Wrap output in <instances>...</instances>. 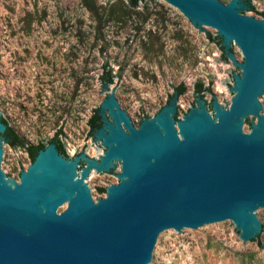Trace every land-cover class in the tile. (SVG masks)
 I'll use <instances>...</instances> for the list:
<instances>
[{"label":"water","instance_id":"obj_1","mask_svg":"<svg viewBox=\"0 0 264 264\" xmlns=\"http://www.w3.org/2000/svg\"><path fill=\"white\" fill-rule=\"evenodd\" d=\"M142 1L124 0L132 8ZM164 1L204 31L207 42L198 53L213 42L220 54L212 64L226 58L238 69H225L228 78L219 80L232 94L229 103L222 98L220 105L209 90L211 81L202 87L199 76L189 80L192 101L182 112L176 105L178 93L185 92L182 81L166 82L172 92L165 90L164 104L158 101L151 116L138 106L142 116L134 111V122L113 94L123 68L110 73L102 42L97 93L105 92L89 109L93 114L85 119L83 138L89 137V146L94 143L93 155L101 148L100 155L87 156L83 142L68 157L64 118L49 139L36 133L39 139L31 146L0 116V161L3 143L24 147L29 159L25 169L16 159L17 180L0 168V264H157L162 237L200 235L232 224L248 251L264 237L259 218L264 212V16L253 17L245 0ZM202 66L198 71L211 80ZM112 77L117 80L109 88ZM206 91L208 103L202 98ZM114 175L117 181L94 199L90 179Z\"/></svg>","mask_w":264,"mask_h":264},{"label":"rangeland","instance_id":"obj_2","mask_svg":"<svg viewBox=\"0 0 264 264\" xmlns=\"http://www.w3.org/2000/svg\"><path fill=\"white\" fill-rule=\"evenodd\" d=\"M245 1L255 11L253 17H263L258 12L264 0ZM138 5L141 9L128 6L124 0L106 4L102 0H0V116L24 142L35 145L39 139L36 133L49 139L64 118L61 131L70 142L63 138L68 157L75 148L79 151L83 142L87 156L101 154L100 148L93 155L94 143L91 147L89 137L83 138L88 130L85 119L93 114L89 109L98 106L105 92L97 93L101 84L97 77L102 72L96 68L102 63L97 48L102 42L107 44L101 54L110 64V73L123 68L113 94L134 122V111L142 116L138 106L144 114L149 110L147 116H151L164 104L165 90L172 92L166 82L176 86L182 81L185 92L178 94L176 101L182 112L192 101L190 82L199 76L202 87L211 81L209 90L220 105L229 103L232 94L226 93L219 80L228 78L224 70L234 67L226 58V63L220 60L212 64L220 54L213 42L198 53L207 42L204 31L164 0H143ZM202 29L215 35L211 27ZM231 51L240 61L236 45ZM199 63L211 80L198 71ZM116 80L113 77L107 87L112 88ZM202 98L208 103L209 93L204 92ZM261 106L264 108V96ZM176 113L180 118L177 108ZM56 137L61 143L60 133ZM1 147L0 168L17 180L16 159L23 169L29 159L22 147V152L10 149L7 143ZM116 181L115 175L112 179H90L94 199L103 196L97 187ZM259 218L264 226V212ZM157 264H264V237L248 251L233 224L206 229L200 235L172 232L162 237Z\"/></svg>","mask_w":264,"mask_h":264},{"label":"trees","instance_id":"obj_3","mask_svg":"<svg viewBox=\"0 0 264 264\" xmlns=\"http://www.w3.org/2000/svg\"><path fill=\"white\" fill-rule=\"evenodd\" d=\"M258 13H259L261 16H264V6H263V9H262L261 11H259ZM112 79H113V77H112ZM111 83H112V82H110V84H111ZM200 92H203V91H200ZM178 94H180V93H178ZM96 190H97L98 192L102 193V192H103V187H97Z\"/></svg>","mask_w":264,"mask_h":264},{"label":"flooded vegetation","instance_id":"obj_4","mask_svg":"<svg viewBox=\"0 0 264 264\" xmlns=\"http://www.w3.org/2000/svg\"><path fill=\"white\" fill-rule=\"evenodd\" d=\"M12 129V128H11ZM12 131L22 140V138L12 129ZM23 141V140H22ZM26 143V142H25ZM27 144V143H26ZM37 144V143H36ZM35 144V145H36ZM35 145H31V146H35ZM22 149L24 150V152L26 153V151H25V148L24 147H22ZM27 154V153H26Z\"/></svg>","mask_w":264,"mask_h":264}]
</instances>
